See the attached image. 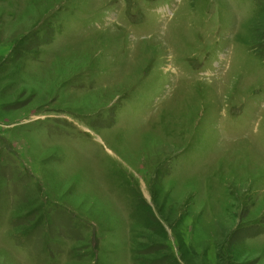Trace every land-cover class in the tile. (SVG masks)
Returning a JSON list of instances; mask_svg holds the SVG:
<instances>
[{
  "label": "rangeland",
  "instance_id": "obj_1",
  "mask_svg": "<svg viewBox=\"0 0 264 264\" xmlns=\"http://www.w3.org/2000/svg\"><path fill=\"white\" fill-rule=\"evenodd\" d=\"M0 264H264V0H0Z\"/></svg>",
  "mask_w": 264,
  "mask_h": 264
}]
</instances>
